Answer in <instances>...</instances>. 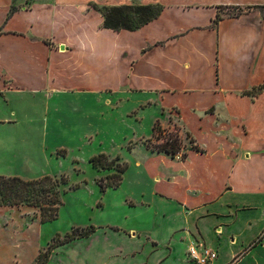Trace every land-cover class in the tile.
Wrapping results in <instances>:
<instances>
[{
	"label": "crops",
	"instance_id": "crops-1",
	"mask_svg": "<svg viewBox=\"0 0 264 264\" xmlns=\"http://www.w3.org/2000/svg\"><path fill=\"white\" fill-rule=\"evenodd\" d=\"M49 1L9 16L13 0H0V176L38 179L47 148L28 140L36 110L70 94L81 98L80 122L115 115L133 131L127 143L157 125L180 129L197 148L176 159L137 146L135 172L126 170L121 184L132 180L136 196L125 197L145 222L114 226L117 234L94 226L46 264H193L194 244L216 252L212 264H240L242 254L264 249V93L244 95L264 85V13L253 9L264 0H138L162 11L135 31L84 29L80 0ZM230 7L251 9L221 14ZM140 127L146 132L136 135ZM10 223L0 229V249L29 243L36 227L15 234L19 222ZM99 237L128 249L100 245Z\"/></svg>",
	"mask_w": 264,
	"mask_h": 264
},
{
	"label": "rangeland",
	"instance_id": "rangeland-1",
	"mask_svg": "<svg viewBox=\"0 0 264 264\" xmlns=\"http://www.w3.org/2000/svg\"><path fill=\"white\" fill-rule=\"evenodd\" d=\"M122 1L80 0L76 10L81 13L83 28L86 29L90 26L95 27L98 31L103 30L102 22L105 8L142 5L138 0H130L129 3L127 0H125V3H122ZM32 2L33 0H13L11 6L15 12L26 13L31 12ZM49 2L53 3V0ZM250 9L230 7L220 11L224 16H239ZM255 10L264 13V10ZM50 31L62 30L52 26ZM260 91L264 93V89ZM80 103H82L81 98L79 99V97L70 94L54 97L48 102L47 109L36 110L37 115H35V121L33 122L36 130L28 134V140L34 146L43 143L47 148V158L37 162L40 165V173L35 178L49 175L54 179H60L61 176H64L66 183L59 186L62 205L59 207L57 219L43 224L40 223L35 208L26 205L16 207L0 205V209L13 208L17 211L0 212L2 213L0 214V229L10 228L12 225L10 222H14L15 218L19 222L18 225H13V233L15 234L25 232L26 228L36 225L30 232L29 243L12 240L8 248L0 249V264H14L12 262L14 252H17L19 264L31 263L38 247L39 255V253L46 250L56 235L62 237L76 227L101 225L104 228L97 229L98 231L105 229L116 234L118 233L117 227H136L140 224L138 222L144 221L148 217L140 212L139 208L129 207L131 202L129 199L126 200L127 197L125 196L129 194L136 196L134 195L136 188L132 180L126 179L123 184L120 183L121 185L118 188H107L104 192L100 190L97 181L101 178L106 180L109 175L118 173L120 166L124 165L126 170L133 174L135 172L134 162L136 156L132 153L135 152L137 146L151 152H161L171 156L172 153H168L167 148L166 151L162 150L166 143H169V145L176 143L175 147L181 155L182 148H197L194 143L189 141L188 137H184L180 129L168 131L162 130L156 125H154L155 130L152 129V134L149 137L127 143L123 138L126 135L131 137L133 131L115 115L108 117V121L90 119L85 124L80 122L79 118L81 117H78L80 112H77ZM99 110L101 111V109ZM144 128L135 129L136 135L141 134L142 130L146 132ZM99 154H105L108 160L113 161L110 169L92 168L90 160L93 156ZM113 181L115 179L111 180V182ZM250 236L251 233H244L243 239L246 240ZM117 239L108 238V241H104L102 237L98 238L100 245L108 242L114 245L116 249L122 250V247H124L127 250L128 247ZM247 247L248 243L240 248L238 254ZM154 255L146 254V260L153 259ZM37 257L31 264H35ZM240 259V262L242 261L239 262L240 264H264V249L255 247L246 255L242 254Z\"/></svg>",
	"mask_w": 264,
	"mask_h": 264
},
{
	"label": "trees",
	"instance_id": "trees-1",
	"mask_svg": "<svg viewBox=\"0 0 264 264\" xmlns=\"http://www.w3.org/2000/svg\"><path fill=\"white\" fill-rule=\"evenodd\" d=\"M254 9L264 10V6H256ZM162 11L159 5H126L105 8L103 11L102 29L111 31H135L140 27L156 19ZM14 12L11 8L9 16ZM263 12V11H262ZM264 89V85L245 92L244 95H254L255 91ZM157 126V125H156ZM155 130V127L153 128ZM176 143H166L162 150L173 155L178 152ZM117 159V158H116ZM92 168L110 169L113 161L108 160L105 154L93 156L90 160ZM126 166H120L118 173L109 175L106 180L99 179L98 186L102 192L107 188H118L122 181V175ZM112 179L115 181L111 182ZM66 183L64 176L54 179L45 175L38 179L25 180L19 177L0 176V205L16 207L26 205L35 208L40 223H48L57 219L59 207L62 205L59 186ZM95 232L93 226L76 227L64 236L56 235L45 251L39 253L35 264H46L51 252L56 248L72 241L87 238ZM257 243V242H256Z\"/></svg>",
	"mask_w": 264,
	"mask_h": 264
},
{
	"label": "built area",
	"instance_id": "built-area-1",
	"mask_svg": "<svg viewBox=\"0 0 264 264\" xmlns=\"http://www.w3.org/2000/svg\"><path fill=\"white\" fill-rule=\"evenodd\" d=\"M173 157L181 159L182 155L180 152H176ZM187 256L193 264H212L213 261H215L217 254L215 251L207 247L194 244L188 248Z\"/></svg>",
	"mask_w": 264,
	"mask_h": 264
}]
</instances>
